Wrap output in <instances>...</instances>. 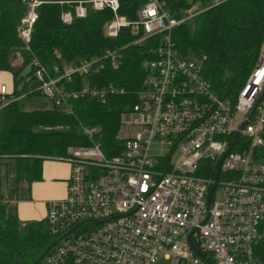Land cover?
<instances>
[{
    "label": "built area",
    "instance_id": "1",
    "mask_svg": "<svg viewBox=\"0 0 264 264\" xmlns=\"http://www.w3.org/2000/svg\"><path fill=\"white\" fill-rule=\"evenodd\" d=\"M220 1L210 0L209 7ZM40 3L29 0L20 19L25 44ZM87 8L111 11L104 26L108 38L121 28L133 34L140 29L136 43L159 38L142 61L145 76L135 102L118 115L119 153L106 157L91 141L67 147L58 159L69 164L65 195L46 200L43 217L54 243L33 264H264V39L230 100L204 76V56L180 54L171 40L172 29L202 9L190 7L176 19L161 0H146L129 20L117 13V0H86L59 19L69 24ZM116 55L106 50L101 59L109 58L114 67ZM97 61L81 58L47 70L32 60L35 90L46 104L71 112L70 100L102 96L87 80ZM76 76L80 86L69 89ZM10 93L0 86V107L23 96ZM84 133L90 137L93 129ZM152 140L161 147L157 154L149 153ZM218 162V180L207 199ZM206 163L213 165L210 177L198 173ZM217 185L219 202L212 198ZM18 201L15 192L0 190V207Z\"/></svg>",
    "mask_w": 264,
    "mask_h": 264
},
{
    "label": "trees",
    "instance_id": "2",
    "mask_svg": "<svg viewBox=\"0 0 264 264\" xmlns=\"http://www.w3.org/2000/svg\"><path fill=\"white\" fill-rule=\"evenodd\" d=\"M29 0H0V71L14 77L12 93L19 97L0 107V185L1 169L7 159L14 161L16 180L25 186L15 192L20 199L28 198L29 185L40 179V164L46 158L65 157L69 146L98 144L106 157L116 155L120 145L114 134L119 113L135 102V92L145 76L141 64L151 56L149 47L157 44L159 36L146 37L136 43L141 30L133 34L121 28L115 38L104 35L105 23L112 17L108 8L86 10L82 18L61 23L62 11H72L77 1L41 0L35 8L29 41L20 40L18 28ZM117 13L133 19L135 10L146 0H117ZM176 19L182 18L190 7L202 9L171 31L174 48L183 55L204 56L203 74L221 96L234 100L257 60L264 39V0H221L210 6V0H161ZM106 50H115L114 67L110 59H101ZM20 54L19 67L11 66ZM81 58L95 59L97 70L87 76L90 88L102 90V96L84 95L70 100L71 112H61L46 104L36 92L34 65L38 62L47 70L54 65ZM29 69L21 75L22 68ZM81 78H74L73 87ZM22 83L18 90L17 85ZM39 96L40 105L23 109L20 99ZM85 128L93 129L87 137ZM6 159V161H5ZM199 175L210 177L213 165L201 164ZM53 238L48 234L44 219L20 221L16 207H0V264H33L49 249ZM260 247L264 249V240Z\"/></svg>",
    "mask_w": 264,
    "mask_h": 264
},
{
    "label": "crops",
    "instance_id": "3",
    "mask_svg": "<svg viewBox=\"0 0 264 264\" xmlns=\"http://www.w3.org/2000/svg\"><path fill=\"white\" fill-rule=\"evenodd\" d=\"M13 76L8 71H0V86L9 90L13 84ZM69 174L68 163L64 160L46 158L40 164V179L29 185L28 198H19L15 205L20 221L41 220L45 214V201L62 198L65 195V185ZM25 186V181L20 180ZM19 184V182H18ZM23 186V187H24ZM22 187V188H23ZM11 191V190H8Z\"/></svg>",
    "mask_w": 264,
    "mask_h": 264
},
{
    "label": "rangeland",
    "instance_id": "4",
    "mask_svg": "<svg viewBox=\"0 0 264 264\" xmlns=\"http://www.w3.org/2000/svg\"><path fill=\"white\" fill-rule=\"evenodd\" d=\"M21 63L20 54H16V58L12 60L11 66L13 68L19 67ZM29 69V64L25 65L21 70V75H24L27 70ZM13 84L10 87L14 86V77H13ZM17 89L19 90L22 87V83L20 82L17 85ZM9 88V87H8ZM13 90V88H11ZM41 99L39 96H32L30 99H20V103L25 110H31L40 105ZM71 107V106H70ZM161 149L159 143L157 140H152L149 144V153L151 154H157L159 153V150ZM167 149L166 145L162 146V151L165 152ZM56 160V159H53ZM6 161V159H5ZM69 166V164H68ZM69 175V174H68ZM24 185H22V182L19 180V184L16 180V167L14 161L7 159L6 163L2 166L1 169V185L0 190L5 192L8 190H11L14 187H18V190L21 191V188ZM222 196V189L220 185H217L214 189V192L212 194V198L214 201L219 202L221 200ZM45 215V214H44ZM160 264H165L163 261H159Z\"/></svg>",
    "mask_w": 264,
    "mask_h": 264
},
{
    "label": "water",
    "instance_id": "5",
    "mask_svg": "<svg viewBox=\"0 0 264 264\" xmlns=\"http://www.w3.org/2000/svg\"><path fill=\"white\" fill-rule=\"evenodd\" d=\"M243 125H244V123L241 124V128L243 127ZM235 137H236V134H235ZM232 145H233V142L229 145L227 151L231 148ZM227 151H226V152H227ZM218 175H219V162H218V164L216 165V168H215V172H214V182H213L212 187L209 189V191H208V193H207V199H208V196H209L211 190L213 189V187H214V186L216 185V183H217ZM53 243H54V241L50 244V246H51ZM50 246H49V247H50ZM45 252H46V251H45ZM45 252H44V253H45ZM199 255L202 256L201 254H199Z\"/></svg>",
    "mask_w": 264,
    "mask_h": 264
}]
</instances>
